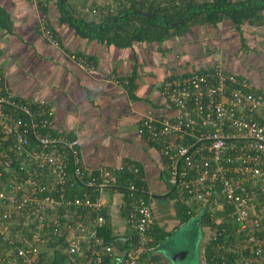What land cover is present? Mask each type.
Segmentation results:
<instances>
[{
	"label": "built area",
	"instance_id": "2783aa9c",
	"mask_svg": "<svg viewBox=\"0 0 264 264\" xmlns=\"http://www.w3.org/2000/svg\"><path fill=\"white\" fill-rule=\"evenodd\" d=\"M124 6L127 0H96L86 12L101 20ZM39 32L58 46L44 21ZM71 58L93 71L91 61ZM161 93L174 114L147 115L137 132L163 159L171 202L185 206L198 224L205 218V242H217L223 253L240 257V264H264V93L252 92L245 80L223 72L219 64L165 80ZM52 117L46 101L35 106L16 102L0 69V241L18 239L25 245L18 258L3 260L43 264L41 255L55 249L48 245L64 238V264H104L106 258L109 264H146L144 255L154 252L148 237L154 220L151 195L141 184L118 183L125 165L87 169L79 139L53 133ZM73 182L81 186L78 193L72 192ZM109 191L128 208L129 235L115 238L127 244L124 250L103 245L97 235L108 223V204L101 195Z\"/></svg>",
	"mask_w": 264,
	"mask_h": 264
},
{
	"label": "crops",
	"instance_id": "0c3cea01",
	"mask_svg": "<svg viewBox=\"0 0 264 264\" xmlns=\"http://www.w3.org/2000/svg\"><path fill=\"white\" fill-rule=\"evenodd\" d=\"M95 1L66 0V4L74 19L98 22L86 12ZM262 15L260 22L251 24L238 25L227 17L216 25L193 24L183 30L187 33L163 43L138 42L129 48H116L90 41L69 21H62L56 0L38 4L31 0H0V69L16 102L35 106L46 101L53 108L51 131L79 139L87 169L97 172L121 165L142 168V178H137L151 195L154 220L164 229H174L179 218L164 182L163 159L149 139L138 134L139 123L147 115L174 114L161 93L165 79L214 64L245 80L252 91L264 93V12ZM41 21L54 32L58 46L42 38ZM73 55L89 58L93 71L78 65ZM101 199L108 204L111 235H129L120 208L121 197L109 191ZM190 220L175 231L191 236ZM198 231L201 233L199 227ZM199 241L198 258H203L205 240L201 234ZM197 242L190 240L184 246L172 243L173 250L189 252L193 247L195 256ZM161 244L156 254L161 264H167ZM187 260L185 255L181 263L173 264H187Z\"/></svg>",
	"mask_w": 264,
	"mask_h": 264
},
{
	"label": "trees",
	"instance_id": "16d2710c",
	"mask_svg": "<svg viewBox=\"0 0 264 264\" xmlns=\"http://www.w3.org/2000/svg\"><path fill=\"white\" fill-rule=\"evenodd\" d=\"M56 1L62 13V21H69L84 38L116 48H129L138 42L163 43L173 36L187 33V31L183 30L189 25H216L226 17L238 25L260 22L263 19L262 13L264 12V0H179V6H176L173 0H127L129 6L118 8L114 15H107L98 22H86L82 19L76 20L70 15L66 0H64V3H60L59 0ZM180 21L182 23H179ZM175 23L176 25L174 26ZM84 58L90 60L89 58ZM201 70L203 69L182 75H171L169 79L175 77L183 78L192 73H202ZM125 166L126 169L130 168L131 171L134 168H138L139 171L132 174L124 169L118 174V183L123 185L126 180H129L137 185L140 184L139 178L140 180L142 178V168L137 165ZM70 187L72 192L78 193L81 191V186L78 183L75 184L73 182ZM120 208L123 212V218L126 219L128 208L124 205H120ZM176 209V218H179V223L176 224L175 228H179L181 223L184 224L191 218L186 215L185 206L176 205ZM206 226L207 221L203 218L199 225L201 237L203 235L202 230ZM127 227L129 226L127 225ZM175 228L164 229L153 220V224L148 230V237L152 240L151 246L154 247V252L144 255L146 264H161L159 262L161 257L156 254L157 246L163 243L175 231ZM9 231L13 234L14 228H10ZM97 235L102 238L103 245H113L119 250H124L127 247V244L125 245L122 241L115 242L116 239L111 235L109 223L99 228ZM131 241L134 242L135 240L131 239ZM204 244H207L206 246L203 245L205 264H240L238 262V260H241L240 257L223 253L218 248L217 242H205ZM66 246L67 243L64 238L50 243L48 247L55 248L54 251L51 255L42 254L40 261L43 264H64L62 262L66 261L67 256L60 249ZM20 248H25V245L18 239H14L12 244L1 243L0 241V257L3 259L7 258V260L18 258L17 252ZM165 257L168 258L166 255ZM242 259H247V254ZM103 263L109 264V259L106 258Z\"/></svg>",
	"mask_w": 264,
	"mask_h": 264
},
{
	"label": "water",
	"instance_id": "95a60500",
	"mask_svg": "<svg viewBox=\"0 0 264 264\" xmlns=\"http://www.w3.org/2000/svg\"><path fill=\"white\" fill-rule=\"evenodd\" d=\"M60 3H64V0H59ZM179 23H182V21H180ZM176 25V23L174 24V26ZM197 226L199 227L200 224H198L197 221H195ZM179 233L180 235H182V238L184 236H186L187 239L184 238V242L186 243L187 241L190 242L191 238H189L190 236L187 234V233H183L181 234L182 232H179V230L175 231L171 237L165 239V241H163V243L161 244V246H159V248H161L160 250L162 251V253H164L166 256H168V258H170L172 261L174 260H180L181 258H183L185 255H187L188 257V254H191L193 253V247L191 249V251L189 250V252H186L184 251V249H181V250H173L172 246L174 244V246H177V244L179 245L180 244V241L181 240L179 239ZM179 235V236H177ZM173 243V244H172ZM184 243V244H185ZM182 244H180L181 246ZM184 246V245H182Z\"/></svg>",
	"mask_w": 264,
	"mask_h": 264
},
{
	"label": "rangeland",
	"instance_id": "374dc122",
	"mask_svg": "<svg viewBox=\"0 0 264 264\" xmlns=\"http://www.w3.org/2000/svg\"><path fill=\"white\" fill-rule=\"evenodd\" d=\"M190 221H192V227H190V230H191V233H193V242L194 243H196L197 242V240L199 241L200 240V233H199V231H198V227H197V224H196V222H195V220H190ZM195 225H194V224ZM179 235H180V233H179ZM179 235H177V236H179ZM206 237V236H205ZM181 238H182V235H180L179 236V239L181 240ZM184 238L185 239H187L186 238V236H184L183 238H182V240L180 241V244H182V245H184ZM197 244H198V246L196 247V249H195V253H196V255L194 256V254L192 253V254H190V255H188V257H187V259L189 260H187L188 262H187V264H205V262H204V257L203 258H198L199 256H200V241L199 242H197ZM205 245V244H204ZM207 245V244H206ZM205 245V246H206ZM177 246H178V244H177ZM174 246H172V248H173ZM204 247V246H203ZM165 259H167V264H171L172 262V260L170 259V258H165ZM168 260H169V263H168ZM171 262V263H170ZM178 263H179V261H178ZM180 263H181V261H180ZM0 264H7V262L6 261H4L3 260V258H1L0 257ZM13 264V263H12ZM173 264V263H172Z\"/></svg>",
	"mask_w": 264,
	"mask_h": 264
},
{
	"label": "flooded vegetation",
	"instance_id": "af4514ba",
	"mask_svg": "<svg viewBox=\"0 0 264 264\" xmlns=\"http://www.w3.org/2000/svg\"><path fill=\"white\" fill-rule=\"evenodd\" d=\"M190 238H191V240H193V233H191ZM191 254H192V253H191ZM188 255H190V254H188ZM178 261H180V260H175V261H171V262H172V263H177ZM171 262H170V263H171ZM172 263H171V264H172Z\"/></svg>",
	"mask_w": 264,
	"mask_h": 264
}]
</instances>
